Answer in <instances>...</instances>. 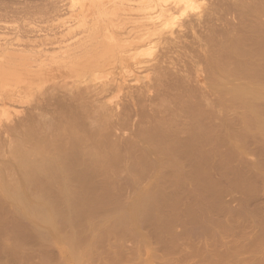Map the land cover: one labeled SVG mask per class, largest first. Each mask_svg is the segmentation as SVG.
<instances>
[{
  "label": "bare ground",
  "instance_id": "bare-ground-1",
  "mask_svg": "<svg viewBox=\"0 0 264 264\" xmlns=\"http://www.w3.org/2000/svg\"><path fill=\"white\" fill-rule=\"evenodd\" d=\"M48 1L0 0V22L51 14ZM67 2L92 17L69 37L68 27L46 42V25H0V47L11 48L0 52V222H41L51 234L64 226L56 241L75 264L84 250L76 244L81 206L100 208L116 172L201 167L197 156L221 153L224 137L236 142L238 120L264 141V0ZM174 33L190 39L173 60ZM146 62L143 74L131 75ZM55 70L64 72L59 82Z\"/></svg>",
  "mask_w": 264,
  "mask_h": 264
},
{
  "label": "rangeland",
  "instance_id": "rangeland-1",
  "mask_svg": "<svg viewBox=\"0 0 264 264\" xmlns=\"http://www.w3.org/2000/svg\"><path fill=\"white\" fill-rule=\"evenodd\" d=\"M51 1L55 2L52 4ZM57 1H48L49 10L54 9V12L51 11L52 15L35 14L36 16L29 17L32 23L25 18V22L23 19H17L16 23L11 21L10 24V21H7L0 22V25L6 24V28L16 25L17 22L20 23L19 25H25L26 22L28 23L26 25H46L51 29V33L47 32L49 37L47 36L46 42H48L51 38L54 40L55 37L62 36L61 31L64 34L67 30L63 37H69V34L79 31L82 25L91 20L92 17L86 16L87 13L82 12L85 14L84 17L78 13L79 11L73 12V8L67 5L69 3L67 0H59L60 2L56 4ZM60 8L63 11H60ZM58 10L60 12H57ZM68 10L71 14L67 12ZM54 13L59 15L55 16ZM37 18L45 22L36 21ZM46 23L50 24V27L58 25L52 29ZM65 23L67 25L64 26ZM58 26L61 27L60 30ZM64 27L68 29L65 30ZM56 29L59 31L57 32ZM52 33L59 34L54 36ZM38 34L43 33L38 32ZM170 36L174 38L169 43L170 49L167 54L174 60L178 58L182 46L190 37L186 33L181 36H175L174 33ZM1 47L5 49L3 48L2 51ZM1 47V53L4 51L11 53L9 45ZM148 63L138 64L139 68L138 66L137 69L134 68L136 73L133 70L130 72L131 75L139 73L140 70L143 74ZM55 71L57 73L55 76H65L62 70L61 75L58 74L59 71ZM130 73L126 78L127 81L132 80ZM58 76L53 79L54 82H59L63 78L61 76L62 78L59 79ZM131 83L129 84L133 85L134 82ZM135 83L134 85H138V82ZM98 85L99 83L96 86ZM123 91L118 94H122ZM26 94L23 95L24 98L27 96L29 98L30 93ZM114 94L115 91L110 96ZM12 106L10 105L11 110ZM237 127L241 134L236 136L234 143H239L240 147L224 137L221 145L225 144L223 146L225 148H222L221 153L215 151L216 154L215 152L211 154L208 152L212 151H208L203 154L205 157L203 155L189 157L193 160L197 156L195 161L200 160L201 157L205 159H201L203 163L205 161L201 167H188V164L185 169L182 167L183 169L178 170L173 167L145 166L116 172L114 176L118 180L131 177L134 181L122 184L117 180L108 184L107 192L105 188L102 195L103 205L100 208L95 207L100 204L99 202L95 206L89 203L90 207L88 204L81 206L77 220L79 223L78 226L76 225L77 231L79 230L76 233H80L76 238L77 240L80 238V241L76 240V244H80L78 247L84 250H78L81 258L79 257L75 264H168V262L169 264H264V141L262 142V135L256 126L244 125L238 120ZM243 128L246 130L244 131ZM166 178L174 179L176 182L168 181ZM95 189L97 196V194L101 195L104 188H100L102 191ZM82 213L83 217L80 216ZM84 216L85 221L88 219L86 222L83 220ZM25 220L22 221L23 223L19 220L22 224L25 222L26 225L28 224L22 225V230L21 224L15 222L16 220L13 221L12 218H4L0 222V225L4 224L0 228V264L73 263L70 251L61 247L56 241V236L59 235L57 232L60 234L66 232L64 226H60L57 232L55 230L54 234H51L52 231L45 232V225L40 222L35 226L36 228L41 226L40 229L37 228V232L41 230L38 234L36 228L30 226L32 221ZM14 223H18L17 226ZM85 251L86 255H84Z\"/></svg>",
  "mask_w": 264,
  "mask_h": 264
}]
</instances>
